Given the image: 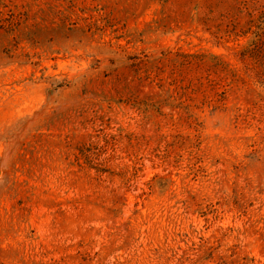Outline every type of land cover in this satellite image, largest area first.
<instances>
[{"label":"rangeland","instance_id":"1","mask_svg":"<svg viewBox=\"0 0 264 264\" xmlns=\"http://www.w3.org/2000/svg\"><path fill=\"white\" fill-rule=\"evenodd\" d=\"M0 264H264V0H0Z\"/></svg>","mask_w":264,"mask_h":264}]
</instances>
